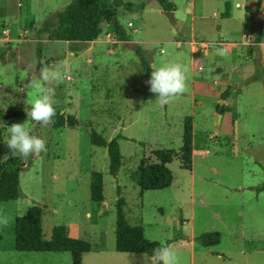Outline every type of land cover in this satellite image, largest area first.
Masks as SVG:
<instances>
[{
	"label": "rangeland",
	"instance_id": "rangeland-1",
	"mask_svg": "<svg viewBox=\"0 0 264 264\" xmlns=\"http://www.w3.org/2000/svg\"><path fill=\"white\" fill-rule=\"evenodd\" d=\"M69 1L0 0V108H30L39 95L33 86L40 82L39 70L60 67L64 79L54 107L77 120L74 127L41 129L27 121L25 112L0 121V162L10 157L5 141L13 123H25L31 134L45 137L48 148L27 159L17 156L25 162L19 173L21 193L0 202V216L10 218L7 226L0 225V264H72L68 251L14 249V219L33 204L41 207L45 239L53 226L65 225L70 236L90 243L82 264H151L152 256L114 247L117 187L128 222L141 224L147 239L176 250L180 264H264V190L252 188L264 180V67L254 62L248 23L262 21L249 16L247 0H168L172 20L156 0H122L144 3L141 9L116 10L139 54L108 23L102 24L101 41L89 50L90 42L72 50L66 41L49 39L56 12ZM220 40L227 43L226 55L218 54L221 48L214 42ZM189 41H194V55ZM201 41L211 44L204 49ZM234 47L239 51L232 56L228 52ZM141 57L151 72L171 63L188 66L187 91L160 105L149 91L151 73L146 75ZM228 59L241 76L256 79H242L233 71L219 118L216 107L226 89L221 68L230 65ZM187 116L192 119L190 169L181 163ZM92 129L106 139L118 133L126 137L118 139L122 158L115 176L108 172L106 149L90 142ZM159 148L172 152L167 164L172 182L140 192L131 174L142 160L156 161L152 151ZM93 170L102 173L100 204L89 196ZM206 232H218L219 243L190 244L191 234Z\"/></svg>",
	"mask_w": 264,
	"mask_h": 264
},
{
	"label": "trees",
	"instance_id": "trees-1",
	"mask_svg": "<svg viewBox=\"0 0 264 264\" xmlns=\"http://www.w3.org/2000/svg\"><path fill=\"white\" fill-rule=\"evenodd\" d=\"M162 10H173V4L168 0H156ZM261 0L257 4V9ZM126 9H141L144 3L134 5L124 3L122 0H70L67 5L56 12V21L51 28L48 38L52 40H62L69 43L72 50L83 49L88 42L95 40L102 32V24L108 23L113 28L120 39L129 42L132 48L139 54V49L129 41V38L116 18L118 7ZM252 32L256 42L261 40L262 24L252 27ZM72 45H75L73 47ZM255 48V46L253 47ZM37 53L40 54L38 47ZM255 64L261 65L255 57ZM142 67L146 75L149 76L151 68L147 61L141 57ZM256 79L251 76V80ZM230 86L221 93V99H226L229 95ZM224 104L217 105L216 111L223 114ZM54 117L55 123L51 126L59 128L62 126L74 127L77 120L74 115L66 114L56 110ZM25 114L22 106L16 105L5 110L0 108V121L10 117L22 116ZM126 138L118 133L110 139H106L95 130H90V142L92 145L106 149L108 157V172L116 175L121 166L122 155L120 153L118 139ZM181 163L182 167L190 169L192 156V119L185 117L183 122L181 137ZM156 161H141L136 171L131 174V179L139 188L143 190H156L168 187L173 179V175L167 164L172 160V152L166 149H154L152 151ZM17 156L7 157L0 162V202L17 199L20 195L19 173L24 167ZM103 180L102 173L93 170L89 175V196L94 203L100 204L103 200L102 192ZM255 191L264 190V180L252 187ZM117 198L115 200V226L114 247L116 251L128 253H145L153 255V250L164 246L157 241H152L144 236L141 224H130L125 217V199L119 194L117 187ZM42 210L39 205L29 206L23 215L14 219V249L17 251H68L71 255L72 264H82L81 254L90 249L87 240L72 237L69 235L65 225H55L51 229L48 239L42 236L41 226ZM194 240L204 247H211L219 243L220 235L218 232H206L195 236Z\"/></svg>",
	"mask_w": 264,
	"mask_h": 264
},
{
	"label": "clouds",
	"instance_id": "clouds-1",
	"mask_svg": "<svg viewBox=\"0 0 264 264\" xmlns=\"http://www.w3.org/2000/svg\"><path fill=\"white\" fill-rule=\"evenodd\" d=\"M218 54L226 55V50L220 49ZM188 73V66L171 63L152 70L146 83L149 85V91L155 94L158 103L166 105L187 91ZM38 75L40 82H33V86L39 88V95L30 104L31 107L25 108L24 111L27 121L30 120L44 129L55 123L56 88L63 82L64 72L60 67H43ZM8 131L9 138L5 141L9 149L8 156L27 159L30 156L47 153L46 138L31 134L25 123H13L8 127ZM9 221V217L0 216V225L7 226ZM151 264H180L179 254L167 245L160 246L153 250Z\"/></svg>",
	"mask_w": 264,
	"mask_h": 264
},
{
	"label": "crops",
	"instance_id": "crops-1",
	"mask_svg": "<svg viewBox=\"0 0 264 264\" xmlns=\"http://www.w3.org/2000/svg\"><path fill=\"white\" fill-rule=\"evenodd\" d=\"M260 0H247V2H246V6L248 7V12L247 13H249V16L251 17V16H253V15H255L253 18L254 19H258L257 18V4H258V2H259ZM236 5H237V3H236ZM172 11V10H171ZM249 18V17H248ZM250 19V18H249ZM262 22H264V20H262ZM262 22H261V24H262ZM249 24L251 23V27H253V26H257L258 25V23H260V22H256V20L255 21H253V19H250V21L248 22ZM248 30V29H247ZM251 31H252V29H251ZM244 32V31H243ZM245 36H246V31H245V33H243L242 34V37H243V40L242 41H240L239 43L241 44V43H243L244 44V38H245ZM252 40H253V44L251 45V53H253V56L254 57H256L259 61H260V64H263V66L262 67H264V26L262 25V32H261V40L260 41H258V42H256L255 41V39H254V35H253V32H252ZM98 41H101L100 40V38L98 37L97 39H95V40H93V41H90V43H91V47L90 48H88V50L89 49H91V48H93V47H95L96 45H97V43H98ZM129 41L131 42V40L129 39ZM201 43H205V42H203V41H201L200 43H199V45H201ZM238 43V44H239ZM189 44H190V48H191V53L194 55V53L196 52V51H194V47H195V45H194V41H189ZM232 43H230V45H231ZM237 43H233L232 45H236ZM240 44L239 45H236V46H240ZM246 44H248L249 45V43H248V41L246 42ZM176 46L177 47H180L181 46V43L180 42H177L176 43ZM255 46V48H253ZM99 47V46H98ZM203 48H204V46H202ZM240 48V47H239ZM204 49H207V48H204ZM237 51H239V49L237 48V47H234L232 50H230L228 53L230 54V55H234V53H236ZM250 53V54H251ZM261 53H262V58H261ZM204 54H205V50H204ZM248 58V57H247ZM228 60H230L229 61V64L230 65H228V67H226V65H227V63L226 64H224L223 66V68H221L222 69V77H226V82H225V84L224 85H222V86H225L226 88L227 87H229L230 86V88H231V81H230V77L233 75V71L236 73V75L237 76H239V77H242V79H246V78H248L249 77V79H250V77L252 76V75H250V76H245L244 75V77H243V75L241 76V69H239L238 67H236L235 68V63L231 60V59H228ZM255 62V61H254ZM254 62H253V64H254ZM231 67H232V69H231ZM230 68V69H229ZM219 69V68H218ZM220 82V81H219ZM237 84H239V86H242L243 84H244V82H242V84L241 83H237ZM241 84V85H240ZM226 99H221V101H220V104H224L225 105V103H226ZM192 154H193V149H192ZM246 188V187H245ZM190 237V244L192 245V243H193V241H194V238H195V236L194 235H190L189 236Z\"/></svg>",
	"mask_w": 264,
	"mask_h": 264
},
{
	"label": "water",
	"instance_id": "water-1",
	"mask_svg": "<svg viewBox=\"0 0 264 264\" xmlns=\"http://www.w3.org/2000/svg\"><path fill=\"white\" fill-rule=\"evenodd\" d=\"M163 13L169 18V20H172V13L169 10H163ZM257 18L259 21L264 20V0H261L260 5L257 10ZM219 118L221 116V113L218 114Z\"/></svg>",
	"mask_w": 264,
	"mask_h": 264
},
{
	"label": "built area",
	"instance_id": "built-area-1",
	"mask_svg": "<svg viewBox=\"0 0 264 264\" xmlns=\"http://www.w3.org/2000/svg\"><path fill=\"white\" fill-rule=\"evenodd\" d=\"M127 25L131 27L133 24L131 22H128ZM4 32L6 33V30H4ZM209 44H211V43H209V42L201 43V45H203L204 47H208ZM214 44L217 45V46H219L223 50H225L226 49V46H227V43L224 42V41H221V40L214 42ZM198 68H201V67L199 66Z\"/></svg>",
	"mask_w": 264,
	"mask_h": 264
}]
</instances>
